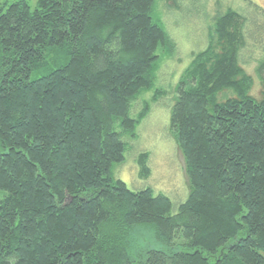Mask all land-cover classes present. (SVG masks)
<instances>
[{"label":"trees","instance_id":"obj_1","mask_svg":"<svg viewBox=\"0 0 264 264\" xmlns=\"http://www.w3.org/2000/svg\"><path fill=\"white\" fill-rule=\"evenodd\" d=\"M156 13V0L0 3V264H264V92L240 63L264 21L217 12L177 86L187 199L175 209L115 178L176 47ZM257 72L264 85V55Z\"/></svg>","mask_w":264,"mask_h":264},{"label":"rangeland","instance_id":"obj_2","mask_svg":"<svg viewBox=\"0 0 264 264\" xmlns=\"http://www.w3.org/2000/svg\"><path fill=\"white\" fill-rule=\"evenodd\" d=\"M14 1L18 0H0V3ZM26 1L35 8L39 0ZM228 8L258 23L264 21V0H156L157 13L164 21L176 47L170 53L161 51L163 60L157 73V83L151 91L143 92L138 98L141 102L140 109L144 102H149L151 110L138 127L139 139L130 145L132 155L129 157V150L126 163L116 166L115 178L123 180L134 191L150 187L155 194L164 193L171 198L175 209L187 199L189 193L184 159L174 141L170 123L177 86L195 54L207 48L216 13L225 12ZM246 39L240 63L253 78L251 95L259 100L264 92V85L257 72L259 61L264 55L263 28L251 26L250 21L246 28ZM56 60L64 63L65 56L61 51ZM36 76L37 74H33L32 78ZM227 96L231 97L233 93L226 92L221 100H225ZM141 152L149 153V178L139 175V165L134 161ZM146 230L145 232H149V229Z\"/></svg>","mask_w":264,"mask_h":264}]
</instances>
